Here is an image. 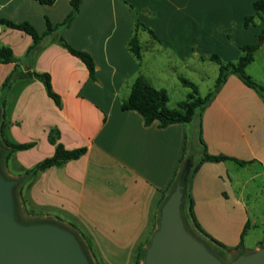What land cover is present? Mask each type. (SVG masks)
<instances>
[{"label":"crops","instance_id":"crops-1","mask_svg":"<svg viewBox=\"0 0 264 264\" xmlns=\"http://www.w3.org/2000/svg\"><path fill=\"white\" fill-rule=\"evenodd\" d=\"M254 1L81 0L68 27L53 30L36 46L25 34L23 73L49 74L61 107L46 95L38 79L25 77V125L6 122V138L35 143L25 150V172L52 156L50 130L58 131V141L65 148H86L77 160L34 176L25 174V205L33 212L29 216L72 225L95 264H133L136 252L146 249L157 228L159 203L173 189L181 158L183 167L186 160L190 167L194 163L188 152L191 139L199 151L197 159L202 141L208 154L241 162H204L197 168L186 189L196 223L227 249L211 243L227 251L230 259L258 250L260 240L248 242L256 221L248 217L246 185L239 173L257 161L263 169L259 175H264V128L253 123L254 111L263 119V98L230 74L189 124L146 126L137 112L120 108L137 77L151 85L153 68L185 67L189 60L205 62L203 57L212 54L225 62L236 61L239 46L253 43L263 26L243 27V18L253 13ZM70 10V0H56L50 6L33 0H0V18L28 22L38 34L46 31V19L54 27ZM135 18L156 38L141 27L135 30ZM134 33L139 59L128 48ZM59 38L92 57L95 80ZM11 45L0 46L9 47L14 56ZM14 155L20 161V155ZM184 210L188 212L187 207Z\"/></svg>","mask_w":264,"mask_h":264},{"label":"trees","instance_id":"trees-1","mask_svg":"<svg viewBox=\"0 0 264 264\" xmlns=\"http://www.w3.org/2000/svg\"><path fill=\"white\" fill-rule=\"evenodd\" d=\"M33 1L39 3L40 5L50 6L56 0H33ZM80 4H81V0H70L71 10L69 14L66 16V18L63 20L62 23L54 27L46 19V31L43 34H38L37 31L34 29V27L28 22L13 23L9 20L0 18V25L13 30L20 31L30 36L33 42V46H36L44 36L50 34L53 30L68 27L71 21L77 15ZM127 5L136 15V11L134 10V7L130 4ZM252 10L253 13L251 15L245 16L243 18L242 21L243 27L248 28L250 26H253L255 24V20L259 19L263 25L260 33L256 36L253 43L239 46V50L242 52V55L236 60L235 63L223 62L221 58L215 54H212L207 58L208 60L217 63L219 69L213 88L204 97H201L199 95L197 87L193 83L187 81L186 79L180 78L181 84L189 88L191 90V93L187 96V98L184 101H181L177 104L176 109H168L166 106L168 100L166 91L164 89L153 88L142 77L139 76L132 84L127 99L121 103L120 105L121 110L123 111L131 110L137 112L142 117L143 122L146 126L155 122L158 123L160 128H164L171 124H189L193 122L195 117L199 116L201 112L204 110V108L211 103V101L215 98L216 94L224 85L227 76L230 74L235 75L246 87L256 91L259 94V96L264 100V86L256 83L246 73V67L253 61L255 52L258 50V48L261 46V44L264 41V0H255L252 5ZM138 27H141L142 29L146 30L153 38H156L150 29L146 28L143 24L139 23L138 20H136L135 18V30ZM59 43L70 55L76 57L84 64L85 68L87 69L89 78L91 80H95L94 62L92 57L84 51H80L73 48L62 38H59ZM128 48L133 57H135L136 59L140 58V46L135 33L128 41ZM15 62L16 59L13 56L12 50L9 47L0 46V64H10V63L15 64ZM10 76H12V74ZM9 77L5 79L3 85L5 86L8 85ZM19 77L20 78L34 77L38 79L43 84L46 95L54 102V104L58 108L61 107L60 97L52 89L49 74L35 73V72L21 73ZM263 122H264V111H263ZM47 138L49 143L54 146V152L52 156L47 157L42 161L38 162L37 164H35L34 167L27 170L26 172L24 171V174H26L27 176H34L38 172L44 171L48 168L58 167L68 161L77 160L81 156H83L86 152L85 147H80L75 149L65 148L63 144H61L58 141L59 133L57 130H50ZM201 145H202L201 156L199 157V159L196 160V162L192 164L191 167H189L188 174L186 175L184 174L185 180H183V178L180 180L181 184L184 186V191H183L184 197H183V206L181 209V216L184 220L185 216L183 212L185 211L184 210L185 207H187L189 216L193 222V226L195 227V229L199 234L191 232L190 230L189 231L193 235H195L198 239H200L218 257L221 258V256H219V254L216 253L215 250L211 247L212 246L211 243L216 244L217 246L223 248L224 250L227 249L223 247L220 243L209 237L206 233H204L200 228V226L196 223L191 210L192 201L190 199V196L186 193V189L190 184L192 175L195 173V171L200 166V164L204 162H220L225 160H231L237 164H241V162L235 158H231L224 155H217V156L210 155L206 152L205 145L202 141H201ZM5 146L8 148V151L5 155V158L8 160L9 157L15 152L25 151L30 148H33L35 146V143L34 142L14 143L7 139L5 140ZM180 163H181V167L179 169V172L176 173L175 178L173 179L171 186L172 188L178 182L181 173L183 172L184 169L182 158L180 160ZM0 174L2 175L3 178L8 179L2 174L1 171ZM164 200L165 199H163L159 203V209L162 203L164 202ZM37 222H52L70 230L77 237L84 251L82 243L78 238V236L76 235L72 225H70V227L63 226L59 224L58 221L49 220V219L32 220L25 223H37ZM246 229L247 226H245L243 229L241 239L244 233L246 232ZM259 246L260 248L264 246V237L263 240L260 242ZM144 252L145 249H139L136 252L133 259V264H137L139 260L143 261ZM221 259L223 260V258ZM89 263L91 264L90 260Z\"/></svg>","mask_w":264,"mask_h":264},{"label":"rangeland","instance_id":"rangeland-1","mask_svg":"<svg viewBox=\"0 0 264 264\" xmlns=\"http://www.w3.org/2000/svg\"><path fill=\"white\" fill-rule=\"evenodd\" d=\"M260 23L261 21L256 19L254 25ZM0 27L3 29V32H0V45L12 44L11 46H13L15 49L14 57L16 59L15 64L0 66V171L6 178L16 181L13 191L16 215L21 222L25 223L32 220H39L40 218H34L36 215L30 217L29 215H32L33 212L29 211V209H26L25 205V174L23 172L25 170V151H18L14 153L16 155H20L18 156L21 158L20 161L16 160L15 158L13 159L15 156L14 154H12L8 160L5 158V155L8 151V148L5 146V140H7L5 128L6 122L12 123V126L14 127H18L25 122V101L23 100V94L25 93V78H20L19 75L23 73L25 67V37L27 36L17 30H13L5 26ZM141 43L143 44V41H141ZM241 55L242 52L239 50L238 58ZM208 57H203L205 62L189 60L187 62V66L185 67H158L151 69V73L154 76L152 75L150 79V86L155 89H164L166 91L168 97L166 106L168 109H176L177 104L181 101H184L191 93L189 88L181 84L180 78L186 79L187 81L193 83L197 87L198 93L201 97H204L213 88L215 79L218 75L219 67L217 63L208 60ZM232 62L235 63L236 61ZM246 73L256 83L264 86V44L261 50L254 57V62L246 67ZM11 74L12 76H10ZM8 77V85L5 86L3 84L5 79ZM251 91L260 97L256 91L253 89H251ZM253 120L255 127L261 123L264 128L262 114L261 117L258 118V114L256 111H254ZM190 141L191 144L189 145L188 152L189 155H191L192 161L196 162L199 156V151L195 150L191 139ZM10 158L11 160L13 159L12 162ZM9 161L12 164L10 163L9 165ZM261 170H263L262 166L257 161H251L248 163L247 168L239 173L242 183L244 182L246 185V189L244 190V200L248 208V217L250 221H256L255 228L251 227L249 231L250 241L248 242H253L257 239L260 241L263 240L264 175H259ZM250 177H252L251 180ZM247 179L248 181L246 183L245 180ZM183 213L187 228L191 232L197 233L191 222L189 213L186 210ZM59 224L67 226L61 222H59ZM211 247L216 253L219 254V256H221V258H223L224 261L230 260L231 255H229L227 251L221 250L216 246ZM91 264L95 263L91 262ZM137 264H142V261L139 260Z\"/></svg>","mask_w":264,"mask_h":264},{"label":"water","instance_id":"water-1","mask_svg":"<svg viewBox=\"0 0 264 264\" xmlns=\"http://www.w3.org/2000/svg\"><path fill=\"white\" fill-rule=\"evenodd\" d=\"M189 167L186 160L178 182L159 209L158 225L142 264H264V246L224 261L189 231L181 216L184 186L180 181L185 180ZM15 185L16 181L0 174V264H90L70 230L52 222L19 221Z\"/></svg>","mask_w":264,"mask_h":264}]
</instances>
